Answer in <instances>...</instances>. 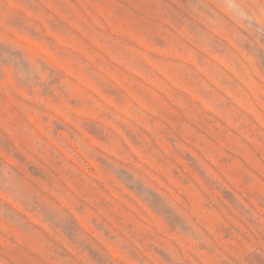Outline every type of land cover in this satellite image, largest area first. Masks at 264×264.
<instances>
[{
  "label": "rangeland",
  "instance_id": "obj_1",
  "mask_svg": "<svg viewBox=\"0 0 264 264\" xmlns=\"http://www.w3.org/2000/svg\"><path fill=\"white\" fill-rule=\"evenodd\" d=\"M0 264H264V0H0Z\"/></svg>",
  "mask_w": 264,
  "mask_h": 264
},
{
  "label": "clouds",
  "instance_id": "obj_2",
  "mask_svg": "<svg viewBox=\"0 0 264 264\" xmlns=\"http://www.w3.org/2000/svg\"><path fill=\"white\" fill-rule=\"evenodd\" d=\"M236 11L237 14H239L240 10L237 9ZM244 19L247 23H251V14L246 15ZM8 46H10L13 50H18L16 49V46L14 44H9ZM22 57L23 60L28 64V70L25 71L23 64L19 65L18 67L14 66L13 70L16 74L17 79L21 81H27L31 79L33 76H35L36 78L43 81V74H44L43 69L29 62L27 60V57L23 53H22ZM128 183L129 185H133L137 183V181L135 180V177L132 176L131 179L128 181ZM6 190L9 191L14 196V198L18 199L21 203L27 204L28 201L27 193L25 192L23 186L20 184L19 177H17L15 182L9 187H7ZM151 193H152L151 189L143 187V190L139 191L138 194L147 203L151 200V196H152Z\"/></svg>",
  "mask_w": 264,
  "mask_h": 264
}]
</instances>
